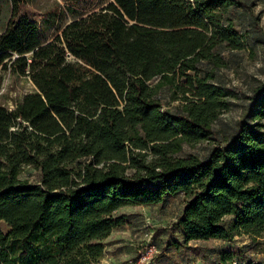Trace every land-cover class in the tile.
Listing matches in <instances>:
<instances>
[{"label":"trees","instance_id":"trees-1","mask_svg":"<svg viewBox=\"0 0 264 264\" xmlns=\"http://www.w3.org/2000/svg\"><path fill=\"white\" fill-rule=\"evenodd\" d=\"M11 2L0 70L35 91L0 104V264H95L124 222L116 210L177 194L184 243L262 235L264 83L225 143L177 156L217 140L212 124L235 94L214 78L215 48L244 45L237 0H76L81 12L63 24ZM165 89L181 101L174 111ZM27 166L37 181L19 178ZM219 264H233L229 251Z\"/></svg>","mask_w":264,"mask_h":264},{"label":"rangeland","instance_id":"rangeland-1","mask_svg":"<svg viewBox=\"0 0 264 264\" xmlns=\"http://www.w3.org/2000/svg\"><path fill=\"white\" fill-rule=\"evenodd\" d=\"M237 1L230 9V16L235 30L244 35V45L241 49H231L226 44L215 48L223 63L215 69L214 78L215 83L233 89L235 94L227 98L228 108L212 124L217 140L184 143L177 156L196 154L205 158L214 145L225 143L246 109L247 97L255 86L264 83V0ZM11 4V0H0V31L10 18ZM20 10L35 15L36 20L45 13L56 12L63 24L72 19L73 13L81 12V7L76 0H22ZM59 33L60 30L56 32ZM202 65L210 67L207 63ZM0 81V104L7 108H13L23 95L35 91L28 76L9 70H0ZM162 97L164 108L172 111L181 103L170 101L166 89ZM39 175L38 170L27 166L19 178L35 182ZM183 204V195L177 194L168 196L161 204L132 205L116 210L113 217L123 216L124 222L103 240L104 252L95 264H133L143 256L146 259L139 264H219V255L225 251L231 253L233 264H264V232L255 238L242 233L230 240L184 243L181 230L174 226Z\"/></svg>","mask_w":264,"mask_h":264},{"label":"built area","instance_id":"built-area-1","mask_svg":"<svg viewBox=\"0 0 264 264\" xmlns=\"http://www.w3.org/2000/svg\"><path fill=\"white\" fill-rule=\"evenodd\" d=\"M145 259H146V256H143V257H141V258L139 259V262H137V263H133V264H139L140 262L145 261ZM147 263H148V261H147Z\"/></svg>","mask_w":264,"mask_h":264}]
</instances>
